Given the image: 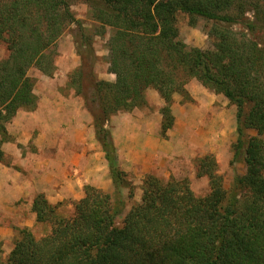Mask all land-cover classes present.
I'll use <instances>...</instances> for the list:
<instances>
[{
	"label": "trees",
	"instance_id": "16d2710c",
	"mask_svg": "<svg viewBox=\"0 0 264 264\" xmlns=\"http://www.w3.org/2000/svg\"><path fill=\"white\" fill-rule=\"evenodd\" d=\"M75 1L0 0V42L8 51L0 60V159L6 124L19 108L36 105L28 69L54 72L48 49L68 24L78 22ZM81 1L94 22L92 33L111 29L108 64L115 80L93 81L90 110L113 191L84 185L67 215L36 195V221L49 223V230L36 236L19 228L0 264H264V139L247 134L264 129V0ZM179 12L209 23L212 51L178 39ZM84 42L81 62L92 52L89 39ZM75 70L82 75L81 66ZM189 78L235 105L233 158L244 162L245 171L227 189L214 155L198 157L196 176L208 180L204 195H196L186 177L148 173L140 199L117 223L125 204L120 190L126 186L131 197L133 187L117 164L108 118L141 103L149 87L163 98L162 112L168 114L173 93L185 92Z\"/></svg>",
	"mask_w": 264,
	"mask_h": 264
},
{
	"label": "rangeland",
	"instance_id": "374dc122",
	"mask_svg": "<svg viewBox=\"0 0 264 264\" xmlns=\"http://www.w3.org/2000/svg\"><path fill=\"white\" fill-rule=\"evenodd\" d=\"M71 9L78 22L68 24L48 49L54 57V72L48 75L36 67H31L27 74L34 80L35 95L40 91L44 92L46 85L57 86L56 98L80 100L83 109L92 116L90 108L95 104L90 100L93 81L115 80V74L110 71L108 64L107 42L111 29L107 26L103 34L92 33L94 22L87 5L81 0L75 1ZM208 24L200 17L179 12L176 15L178 39L187 45L200 48L203 52H210L213 50V44L207 32ZM88 39V47H92V52L81 62L80 50L87 47L84 41ZM7 54L6 45L1 41L0 60ZM80 66L82 75H77L75 69ZM76 86H81L79 94L75 90ZM184 88L185 92L173 93L168 114L162 112L165 103L163 98L155 88L149 87L141 103L128 110H119L108 118L110 135L112 116L129 115L137 119V127L134 130L136 134L128 139L130 144L126 147L121 146L124 143L121 139L123 135L115 128L116 134H119L116 161L126 172L125 178L133 187L131 197L127 195L126 186L120 190L119 197L125 204L122 212L116 217L117 223H120L130 205L140 199L142 179L148 173L162 179L170 176L186 177L193 192L196 195H204L209 189L208 180L205 176H196L198 157L206 153L214 155L218 172L222 175L223 184L227 189L230 188L234 175L245 171L244 162L233 158L232 144L236 139L235 105L223 94L215 93L202 85L196 78H189ZM247 134L264 139V129H250ZM112 191L113 184L110 192ZM57 211L63 215L71 213L65 206L60 209L57 207ZM49 228V223L41 221L36 227V232L40 235ZM5 250L0 242L2 257L8 254H2Z\"/></svg>",
	"mask_w": 264,
	"mask_h": 264
},
{
	"label": "crops",
	"instance_id": "0c3cea01",
	"mask_svg": "<svg viewBox=\"0 0 264 264\" xmlns=\"http://www.w3.org/2000/svg\"><path fill=\"white\" fill-rule=\"evenodd\" d=\"M44 90L36 94L34 108L16 111L6 124L8 137L1 143L0 242L6 248L4 255L12 248L19 228L38 235L40 222L32 210L36 195L42 194L58 209L65 206L71 211L73 202L83 196L84 185L112 190L92 116L83 109L82 101L56 98L57 86L46 85ZM136 120L129 115L110 119L116 154L119 134L115 128L123 135L121 146L126 147L136 134Z\"/></svg>",
	"mask_w": 264,
	"mask_h": 264
}]
</instances>
